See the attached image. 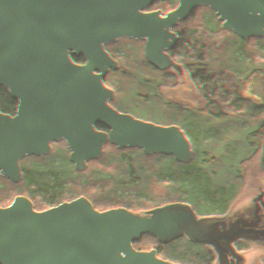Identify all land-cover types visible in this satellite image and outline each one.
Wrapping results in <instances>:
<instances>
[{
	"label": "trees",
	"instance_id": "1",
	"mask_svg": "<svg viewBox=\"0 0 264 264\" xmlns=\"http://www.w3.org/2000/svg\"><path fill=\"white\" fill-rule=\"evenodd\" d=\"M75 4L84 22L69 26ZM96 46L123 63L111 79L88 61ZM167 65L208 124H179L153 85ZM251 116L264 132V0H24L17 29L0 9V185L76 213L50 233L76 264H115L102 204L120 210L132 264H264ZM27 198L0 228V264H54Z\"/></svg>",
	"mask_w": 264,
	"mask_h": 264
},
{
	"label": "water",
	"instance_id": "2",
	"mask_svg": "<svg viewBox=\"0 0 264 264\" xmlns=\"http://www.w3.org/2000/svg\"><path fill=\"white\" fill-rule=\"evenodd\" d=\"M23 8L24 0H0V9L6 12L16 29L21 25ZM88 61L93 66L95 73L105 79L113 78L123 67L120 58L111 49L102 46H96L90 50ZM16 197L26 199V195L17 189L0 185V227L3 230H10L12 226L13 217L11 210ZM29 198L31 199L32 219L39 227L47 245L51 249L53 263L64 264L62 254L65 244L62 241L52 240L50 233L58 225L72 221L76 213L56 203H45L34 193L30 194Z\"/></svg>",
	"mask_w": 264,
	"mask_h": 264
},
{
	"label": "rangeland",
	"instance_id": "3",
	"mask_svg": "<svg viewBox=\"0 0 264 264\" xmlns=\"http://www.w3.org/2000/svg\"><path fill=\"white\" fill-rule=\"evenodd\" d=\"M72 17L70 18L68 25H74L75 23L84 22V14L83 6L81 4H75L71 8ZM123 69V68H122ZM165 72L167 74V80L165 82H161L158 84L159 80L155 79L153 85L156 86L158 92L160 94L169 92L170 95L176 100L177 109H178V121L179 124L182 123L183 120H186L188 123H192V121L201 122L202 124H208L209 117L204 116V112L206 110L203 108V102L199 91L197 88L190 82L188 76L167 65L165 68ZM138 80V78H136ZM159 94V95H160ZM239 127L247 131L249 128H257V131L261 135V139L264 141V132L259 128L258 119L255 116H251L246 118L244 122H242ZM99 212L101 213V217L105 225L112 232V236L114 238L115 247V264H132L129 260V250H131L130 243L126 242L124 236L126 230L124 229V224L121 223V212L120 210L115 208H109L108 206H99ZM94 224H90L89 228H93ZM76 249V246L65 245V250L62 255L64 264H76L74 257L75 254L72 252ZM52 259V255H51ZM120 261V262H119Z\"/></svg>",
	"mask_w": 264,
	"mask_h": 264
},
{
	"label": "bare ground",
	"instance_id": "4",
	"mask_svg": "<svg viewBox=\"0 0 264 264\" xmlns=\"http://www.w3.org/2000/svg\"><path fill=\"white\" fill-rule=\"evenodd\" d=\"M67 17V16H66ZM70 18V17H69ZM60 19V18H59ZM63 19V18H62ZM65 19V18H64ZM67 19V18H66ZM65 23V22H64ZM62 26V25H61ZM70 29V28H69ZM66 30V29H65ZM70 32V31H69ZM88 52V51H87ZM120 262V261H119Z\"/></svg>",
	"mask_w": 264,
	"mask_h": 264
},
{
	"label": "flooded vegetation",
	"instance_id": "5",
	"mask_svg": "<svg viewBox=\"0 0 264 264\" xmlns=\"http://www.w3.org/2000/svg\"><path fill=\"white\" fill-rule=\"evenodd\" d=\"M26 201H29V199L27 198V199H25Z\"/></svg>",
	"mask_w": 264,
	"mask_h": 264
}]
</instances>
